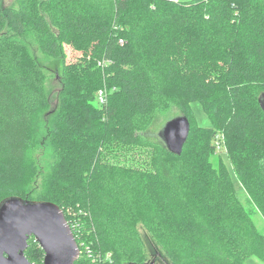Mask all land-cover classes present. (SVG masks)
Returning <instances> with one entry per match:
<instances>
[{
    "label": "trees",
    "instance_id": "obj_1",
    "mask_svg": "<svg viewBox=\"0 0 264 264\" xmlns=\"http://www.w3.org/2000/svg\"><path fill=\"white\" fill-rule=\"evenodd\" d=\"M25 34L62 60L45 199L73 229L75 264H150L141 223L173 264L264 262V0H0V202L28 198L47 108ZM67 46L84 55L67 63ZM172 109L164 125L191 123L181 154L159 134ZM221 147L230 165L212 160ZM25 254L43 263L34 237Z\"/></svg>",
    "mask_w": 264,
    "mask_h": 264
},
{
    "label": "water",
    "instance_id": "obj_2",
    "mask_svg": "<svg viewBox=\"0 0 264 264\" xmlns=\"http://www.w3.org/2000/svg\"><path fill=\"white\" fill-rule=\"evenodd\" d=\"M264 112V92L259 95ZM191 123L179 115L167 121L160 131L171 152L181 154ZM34 237L44 251L42 264H75L81 255L79 244L63 209L56 203L8 196L0 202V264H37L25 251Z\"/></svg>",
    "mask_w": 264,
    "mask_h": 264
},
{
    "label": "rangeland",
    "instance_id": "obj_3",
    "mask_svg": "<svg viewBox=\"0 0 264 264\" xmlns=\"http://www.w3.org/2000/svg\"><path fill=\"white\" fill-rule=\"evenodd\" d=\"M14 0H6V4H12ZM21 38L27 44L29 54L35 57L40 64L44 67L47 74L45 81V87L47 91V108L40 115L36 131L34 135L35 148L33 149V161L31 163L33 169L32 180L26 188H29V194L27 199L31 200H44L48 198L49 193L48 182L51 179V166L53 162V139L52 135L47 132V120L49 113L54 111L59 104V95L62 88V82L60 79V72L62 70V60L61 58H53L40 49L35 39L30 34L21 35ZM67 50V63H72L79 57H82L83 51H76L69 46L66 47ZM192 110L194 114V119L197 124L201 126H211V118L206 112L203 104L200 101H195L192 103ZM178 112L176 109H172L168 112L160 114V119L162 122L167 115H173ZM164 122H162L164 126ZM217 154L212 156V160L216 163L218 161V154L222 152V158L230 165L229 160L225 156L226 148H219ZM216 165V164H215ZM230 167V166H229ZM65 214V213H64ZM72 219H76L75 216ZM254 220L257 226L264 232V219L260 214L254 216ZM139 231L143 238L145 244V250L147 253V259H149L150 264H173L168 259L162 248L155 242L151 234L147 231L144 225L139 224ZM247 264H264V262L258 257H250L247 260Z\"/></svg>",
    "mask_w": 264,
    "mask_h": 264
},
{
    "label": "built area",
    "instance_id": "obj_4",
    "mask_svg": "<svg viewBox=\"0 0 264 264\" xmlns=\"http://www.w3.org/2000/svg\"><path fill=\"white\" fill-rule=\"evenodd\" d=\"M120 42L123 43L124 40L123 39H120ZM104 95H106V92L103 89H101L99 91V98H100L101 102H105L106 101Z\"/></svg>",
    "mask_w": 264,
    "mask_h": 264
}]
</instances>
